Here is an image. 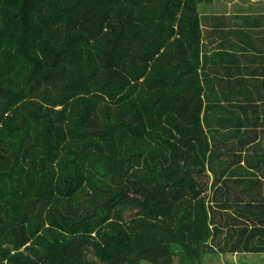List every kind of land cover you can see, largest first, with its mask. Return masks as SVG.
I'll list each match as a JSON object with an SVG mask.
<instances>
[{"label":"trees","instance_id":"1","mask_svg":"<svg viewBox=\"0 0 264 264\" xmlns=\"http://www.w3.org/2000/svg\"><path fill=\"white\" fill-rule=\"evenodd\" d=\"M209 1L0 0V264L264 251V69L254 103L204 35L255 9Z\"/></svg>","mask_w":264,"mask_h":264},{"label":"crops","instance_id":"2","mask_svg":"<svg viewBox=\"0 0 264 264\" xmlns=\"http://www.w3.org/2000/svg\"><path fill=\"white\" fill-rule=\"evenodd\" d=\"M260 3H264V0H210L206 4H204L205 10L203 9L200 13L203 15H208V17H212L213 19L219 21L225 19L232 18V12L235 7H246L252 6L254 7V21L249 23L243 16H240L239 19L243 20L248 27L247 32L250 34L248 36H244L245 39H241L242 36L231 35L226 32L219 33V36L215 33L216 29L213 26L205 27L204 26V35L206 39L212 40L211 46L213 49L211 51L221 52L227 49V52L231 54L230 59L228 57L222 58V65L224 67V71L231 73V76L238 75L239 72H243L246 74L247 71L253 72L251 74H246L248 78L254 76L251 83H243L246 87H248L253 93H255L256 102L257 101V70L264 69V32H257V14H261L259 11ZM203 6V5H200ZM199 6V7H200ZM222 29H225L222 27ZM210 34V35H209ZM207 36V37H206ZM228 48H224L226 46ZM262 57V60L258 59ZM261 76V75H260ZM251 79V78H250ZM261 84V83H260ZM247 102V101H245ZM259 104V103H258ZM244 115V114H243ZM260 141V139L258 140ZM229 255H237L242 254L247 257L250 256L252 259V264H264V251L257 252H229Z\"/></svg>","mask_w":264,"mask_h":264},{"label":"rangeland","instance_id":"3","mask_svg":"<svg viewBox=\"0 0 264 264\" xmlns=\"http://www.w3.org/2000/svg\"><path fill=\"white\" fill-rule=\"evenodd\" d=\"M259 5H261L262 9H264V3H260ZM199 180H201L207 192L208 185L210 184L212 180L211 174L208 172H205L204 174H202ZM206 257L207 258H206L205 264H252V259H250V256L247 257L242 254L222 255V254H212L209 252Z\"/></svg>","mask_w":264,"mask_h":264}]
</instances>
